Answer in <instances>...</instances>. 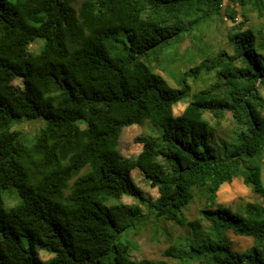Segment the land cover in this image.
<instances>
[{
    "label": "trees",
    "instance_id": "trees-1",
    "mask_svg": "<svg viewBox=\"0 0 264 264\" xmlns=\"http://www.w3.org/2000/svg\"><path fill=\"white\" fill-rule=\"evenodd\" d=\"M219 22L227 44L199 46L201 61L172 86L157 69L170 72L179 45ZM23 117L46 120L31 144L13 128ZM146 122L161 133L136 137L137 156L121 154L122 129ZM263 155L264 0H0V264H153L120 239L147 229L140 204L182 224L196 198L213 237L170 244L166 256L264 264ZM134 169L158 187L156 200ZM235 177L261 200L239 211L219 203ZM10 191L19 202L6 207ZM228 229L252 244L234 249ZM39 249L54 257L43 261Z\"/></svg>",
    "mask_w": 264,
    "mask_h": 264
},
{
    "label": "rangeland",
    "instance_id": "rangeland-1",
    "mask_svg": "<svg viewBox=\"0 0 264 264\" xmlns=\"http://www.w3.org/2000/svg\"><path fill=\"white\" fill-rule=\"evenodd\" d=\"M240 19L241 17L239 16L237 20L239 21ZM250 19L251 22L259 23V20L253 13L250 14ZM227 23L231 25L233 22L227 19ZM226 31L227 27L225 23H212L209 28L202 31L201 39H196L194 35L187 37L178 47L176 62L171 67V71L169 72L168 70L160 68L157 69V71L163 74L172 86H178L177 79L181 72L201 61L202 53L198 47L204 46L205 44H209L215 49L220 46H225L227 44ZM42 44L43 40L38 39L30 45V50L39 51ZM210 83L211 81L206 79L205 82H191V85L193 89H196L204 86V84ZM13 84L17 87H22V80L17 78L14 80ZM189 100L190 98H186L178 102L174 106V113L176 115L180 114ZM45 124L46 120L43 117H23L14 122L13 128L21 131L25 142L31 144ZM218 131V137H225L220 130ZM160 133L161 128L152 122H146L144 125L134 124L126 126L122 129L119 137V151L124 156L135 157L142 150V144L135 140L136 137L143 134L158 136ZM132 176L135 182L143 189L146 197L153 201L158 198V187L151 185L143 176L141 170H132ZM4 200L6 207H11L19 202L18 197L13 191L7 192L4 196ZM217 200L233 211H239L243 203L261 200V196L255 193L251 189V186L244 183L242 177H235L232 182L225 183L221 186ZM121 202L138 204V201L130 196H123ZM140 206L145 213L150 214L147 229L144 230L142 234H137L135 229L131 228L124 232L120 238L121 241L130 246V252L136 260L146 258L153 264H193V261L190 260L179 263L175 258L166 256L163 251L170 244H177L189 249V245L195 239L203 240L208 237H213L214 230L212 232L211 228L213 222L206 218L205 212L202 211L203 205L197 198L193 199L183 208V217L186 220H183L182 224L157 217L155 208H152L148 203L140 204ZM190 222L195 223L190 224ZM210 232H212V235H209ZM226 233L231 239L233 248L236 250H244L253 242L252 237L235 234L232 229H228ZM39 255L43 261H49L54 257L53 253L43 249H39Z\"/></svg>",
    "mask_w": 264,
    "mask_h": 264
}]
</instances>
